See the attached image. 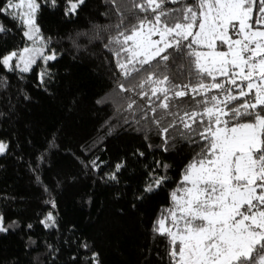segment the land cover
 Listing matches in <instances>:
<instances>
[{
    "label": "trees",
    "instance_id": "trees-1",
    "mask_svg": "<svg viewBox=\"0 0 264 264\" xmlns=\"http://www.w3.org/2000/svg\"><path fill=\"white\" fill-rule=\"evenodd\" d=\"M37 2L36 24L57 58L42 80L37 66L21 73L0 64V142L8 145L0 154V264H170L168 238L152 228L199 149L178 120L162 133L177 118L152 113L138 88L117 87L146 75L125 80L109 44L146 15L133 7L141 0H84L75 13L68 0ZM0 26V57L24 47L17 19L0 13ZM162 71L175 83L189 80L181 53ZM171 103L195 107L190 95Z\"/></svg>",
    "mask_w": 264,
    "mask_h": 264
},
{
    "label": "snow or ice",
    "instance_id": "snow-or-ice-1",
    "mask_svg": "<svg viewBox=\"0 0 264 264\" xmlns=\"http://www.w3.org/2000/svg\"><path fill=\"white\" fill-rule=\"evenodd\" d=\"M83 2L68 0L67 12L75 13ZM166 4L181 6L166 9ZM133 7L146 15L109 44L117 45L116 66L125 80L142 71L146 75L132 87H117L121 92L138 88L152 113L162 109L177 118L161 132L167 134L178 120L182 135L199 149L171 193L173 206L163 210L152 231L168 238L170 264H264V0H141ZM39 8L37 0H4L0 6L31 42L0 57L9 71L27 73L38 59H56L55 52H45L35 19ZM174 52L188 61L187 83H175L162 71ZM189 95L195 101L191 111L171 103ZM129 100L132 110L136 101ZM153 122L159 126L160 119ZM7 148L0 142V154ZM2 221L0 231H6Z\"/></svg>",
    "mask_w": 264,
    "mask_h": 264
},
{
    "label": "rangeland",
    "instance_id": "rangeland-1",
    "mask_svg": "<svg viewBox=\"0 0 264 264\" xmlns=\"http://www.w3.org/2000/svg\"><path fill=\"white\" fill-rule=\"evenodd\" d=\"M38 3V2H37ZM25 30V29H24ZM25 38V45H24V47L25 46H28V45H30V41H28L27 40V38L26 37H24ZM154 39H158V37H154ZM23 48V47H22ZM22 48H20V49H22ZM20 49H18V50H20ZM17 51V50H16ZM45 52H46V54H51L52 52H54L53 50H51L50 48H48V45H47V43H46V46H45ZM56 58H57V54H56ZM54 60H52V61H48L47 63H45L42 59H38L37 60V63L35 64V65H33L32 66V68H34V67H38V69H39V74H38V76H39V79L40 80H42L41 79V76H40V74L41 73H44V75H43V77L45 76V72H46V68H47V65L49 64V63H51V62H53ZM15 64V60L13 61V65ZM18 72H20L18 69H16Z\"/></svg>",
    "mask_w": 264,
    "mask_h": 264
}]
</instances>
